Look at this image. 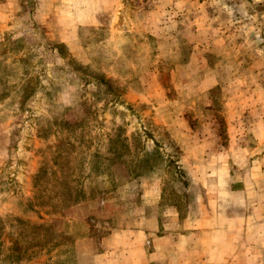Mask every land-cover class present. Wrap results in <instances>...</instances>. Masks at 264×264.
Masks as SVG:
<instances>
[{"label":"rangeland","instance_id":"1","mask_svg":"<svg viewBox=\"0 0 264 264\" xmlns=\"http://www.w3.org/2000/svg\"><path fill=\"white\" fill-rule=\"evenodd\" d=\"M123 9L133 30L112 40L109 29H84L69 60L47 49L42 31L0 37V264L89 263L81 252L96 244L87 238L109 233L130 195L175 170L171 132L149 103L127 100L129 90L155 97L158 87L184 99L198 92L184 102L191 112L200 102L188 125L247 144L232 164L247 192L226 193L222 208L245 220L230 234L242 249L214 264H264V0H124Z\"/></svg>","mask_w":264,"mask_h":264},{"label":"crops","instance_id":"2","mask_svg":"<svg viewBox=\"0 0 264 264\" xmlns=\"http://www.w3.org/2000/svg\"><path fill=\"white\" fill-rule=\"evenodd\" d=\"M146 1L157 7H166L182 0ZM123 2L0 0L1 41L5 37L20 40L29 32L35 37L42 31L44 36L53 40L47 49L58 53L63 50L67 55L59 56L69 60V53L73 49L77 51L85 37L84 29H109L112 40H120L129 29L133 30L129 26L128 30L125 29L126 24H130H125L130 15L125 13ZM35 43L41 51L43 43L39 40ZM133 62L135 64L134 59L127 66L135 68ZM163 89L158 87L156 92L159 90V93L155 97L147 90L143 93L129 90L127 100L133 105L142 101L149 103L145 109L158 115L160 125L171 132L175 143L173 153H180L176 161H168L175 165V170H166L152 178L155 182L145 183L142 195H130L128 205L131 208L126 219L111 226L109 233L96 241L87 238L96 245L94 250L89 248L88 252L85 249L81 252V260H89V263L82 264H193L194 261H198L196 264H214L218 259L231 260L242 249L236 246L243 241H234L230 234L233 228L244 229L245 220L239 219L241 216L234 211L222 208L226 193L241 196L247 192V189H241L242 180H233L239 168L232 169V164L238 165L236 161L244 162L247 158L243 150L247 149V144L236 137L221 141L188 125L185 114L190 112L195 117L200 102L187 108L192 112L185 109L184 102L186 99H202L198 92H189L184 99L183 92ZM165 114L169 118L174 116V123H171L172 119L165 122ZM256 159L254 167L259 157ZM181 164H187L186 171Z\"/></svg>","mask_w":264,"mask_h":264}]
</instances>
